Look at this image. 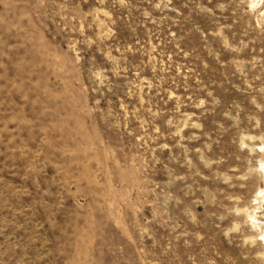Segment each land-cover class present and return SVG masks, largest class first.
I'll use <instances>...</instances> for the list:
<instances>
[{
    "label": "rangeland",
    "instance_id": "374dc122",
    "mask_svg": "<svg viewBox=\"0 0 264 264\" xmlns=\"http://www.w3.org/2000/svg\"><path fill=\"white\" fill-rule=\"evenodd\" d=\"M261 162L264 0H0V264H264Z\"/></svg>",
    "mask_w": 264,
    "mask_h": 264
},
{
    "label": "bare ground",
    "instance_id": "6f19581e",
    "mask_svg": "<svg viewBox=\"0 0 264 264\" xmlns=\"http://www.w3.org/2000/svg\"><path fill=\"white\" fill-rule=\"evenodd\" d=\"M261 164V168L263 169L264 171V164L263 162L260 163ZM263 186H264V183H263ZM264 189V187H263ZM264 192V191H263ZM260 193H262L261 189H260ZM262 210H257L255 211L254 214L250 215L249 217L251 218V221L252 223L257 226L260 224H263L264 225V204H262ZM262 234V233H261ZM262 236V235H261ZM264 238V237H263Z\"/></svg>",
    "mask_w": 264,
    "mask_h": 264
}]
</instances>
